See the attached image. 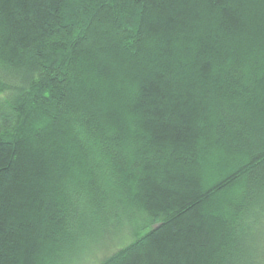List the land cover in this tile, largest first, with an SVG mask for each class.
<instances>
[{"label": "trees", "instance_id": "trees-1", "mask_svg": "<svg viewBox=\"0 0 264 264\" xmlns=\"http://www.w3.org/2000/svg\"><path fill=\"white\" fill-rule=\"evenodd\" d=\"M264 264V0H0V264Z\"/></svg>", "mask_w": 264, "mask_h": 264}, {"label": "rangeland", "instance_id": "rangeland-1", "mask_svg": "<svg viewBox=\"0 0 264 264\" xmlns=\"http://www.w3.org/2000/svg\"><path fill=\"white\" fill-rule=\"evenodd\" d=\"M126 235L129 236L125 233L124 238L119 240L117 236L111 235V237H109V234H101L100 238H103L101 241L103 242L105 240L106 242L94 246L88 252L84 251L78 253L76 258L72 260V262H74L72 264H97L100 259L111 254L119 248L122 243L127 242L129 238H127Z\"/></svg>", "mask_w": 264, "mask_h": 264}]
</instances>
